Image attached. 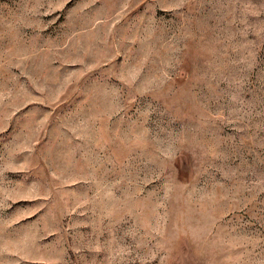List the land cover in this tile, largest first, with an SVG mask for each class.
I'll use <instances>...</instances> for the list:
<instances>
[{"label":"rangeland","instance_id":"1","mask_svg":"<svg viewBox=\"0 0 264 264\" xmlns=\"http://www.w3.org/2000/svg\"><path fill=\"white\" fill-rule=\"evenodd\" d=\"M0 264H264V0H0Z\"/></svg>","mask_w":264,"mask_h":264}]
</instances>
